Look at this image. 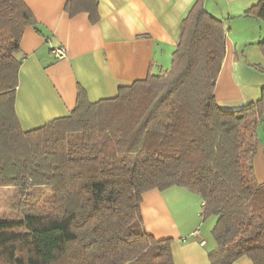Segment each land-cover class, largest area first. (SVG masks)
Wrapping results in <instances>:
<instances>
[{"label":"trees","instance_id":"trees-1","mask_svg":"<svg viewBox=\"0 0 264 264\" xmlns=\"http://www.w3.org/2000/svg\"><path fill=\"white\" fill-rule=\"evenodd\" d=\"M98 8L99 0H68L65 11L95 24ZM246 14L264 31V0ZM28 26L44 34L24 0H0V188L38 197L20 217L0 218V264H174L172 239L146 232L142 200L175 186L203 200L204 221L217 218L211 264H264V183L255 169L264 88L239 109L219 106L227 30L205 0L182 20L170 71L97 102L80 87L68 116L25 131L16 95ZM258 46L264 57V35Z\"/></svg>","mask_w":264,"mask_h":264},{"label":"crops","instance_id":"crops-1","mask_svg":"<svg viewBox=\"0 0 264 264\" xmlns=\"http://www.w3.org/2000/svg\"><path fill=\"white\" fill-rule=\"evenodd\" d=\"M44 34L33 26L24 30L16 111L25 131L68 116L77 105L78 91L91 102L113 98L122 86L160 74L172 65L182 20L196 0H99L100 19L89 14L70 17L68 0H24ZM259 0H205V8L224 21L226 55L215 96L219 106L235 110L253 102L264 88V66L258 43L263 25L246 12ZM63 47L57 59L52 49ZM261 90V92H260ZM260 146V145H259ZM263 150L262 145L258 147ZM260 157H264V150ZM256 177L264 183V164ZM259 169V167H258ZM203 200L181 187L149 190L143 195L146 232L156 239H172L174 264H211L217 246L215 222L201 217ZM201 210V211H200ZM208 223V225H207ZM235 264H253L242 257Z\"/></svg>","mask_w":264,"mask_h":264},{"label":"rangeland","instance_id":"rangeland-1","mask_svg":"<svg viewBox=\"0 0 264 264\" xmlns=\"http://www.w3.org/2000/svg\"><path fill=\"white\" fill-rule=\"evenodd\" d=\"M171 68H172V65L166 71H170ZM260 92H261V90H260ZM260 97H261V93H259V95L256 97V99L254 101L258 100ZM259 135H260V144L259 145L260 146L262 145V148L264 150V134H263V131H260ZM263 150L258 148L256 157H255V168H256V164H257V171L260 170V161L264 164V157L260 159V157L262 155L261 152ZM258 167H259V169H258ZM28 190L30 192L32 191L33 197L31 196V194H29V195L25 194V192H23L19 188H14V187L0 188V218L20 217L22 215V212H23L22 207L29 205V202H37L38 197H37L36 190L35 191L31 190V189H28ZM34 195H35V197H34ZM210 219H212L216 224V221H217L216 216L209 217L208 219H206V222H208ZM207 225H208V223H207ZM214 227H215V225H214Z\"/></svg>","mask_w":264,"mask_h":264},{"label":"built area","instance_id":"built-area-1","mask_svg":"<svg viewBox=\"0 0 264 264\" xmlns=\"http://www.w3.org/2000/svg\"><path fill=\"white\" fill-rule=\"evenodd\" d=\"M52 53L55 56V58H57V59H62V58H65L67 56V51L63 47L53 48ZM203 204H204V202H203Z\"/></svg>","mask_w":264,"mask_h":264}]
</instances>
